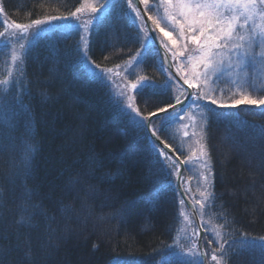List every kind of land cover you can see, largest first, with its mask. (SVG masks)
I'll use <instances>...</instances> for the list:
<instances>
[{"label": "trees", "instance_id": "16d2710c", "mask_svg": "<svg viewBox=\"0 0 264 264\" xmlns=\"http://www.w3.org/2000/svg\"><path fill=\"white\" fill-rule=\"evenodd\" d=\"M84 2L0 0L10 21L30 24L50 16L66 18L41 28L31 51L22 53V63L12 64L11 49L0 50V80L8 78L11 69L16 83L8 94L22 97V104H16L7 117L14 130L0 116L4 145L0 150V249L7 250L3 264H162L161 255L168 264H184L186 256L177 253L187 254L194 242L198 245L190 238L197 225L188 204H179L183 196L176 187L177 178L158 160L144 132L132 127L120 111L116 74H111V83L101 82L81 64L85 32L69 14ZM109 2L110 11L102 7L106 0H88L99 9L93 13L99 19L90 26L88 57L104 70L125 69L130 61L136 67L129 80L145 77L163 84L170 71L161 57L149 53L140 61L137 56L138 52L143 55L145 36L151 35L144 31L146 21L138 30L129 18L126 0ZM157 2L150 0V4ZM161 26L179 43L170 25L161 21ZM156 31L159 39L170 44ZM173 62L181 64L183 57ZM130 93L145 116L163 106L162 101L173 103L170 97L180 94L176 84L163 95H153L151 90L143 98L134 90ZM257 108L240 105L239 120H217L211 114L206 124L202 120L201 143L209 153L210 191L215 197L203 209L194 203L204 191L198 171L183 169L182 184L200 221L209 225V231L224 226L228 243L223 264H264V138L252 127L264 126V116ZM161 119H152L157 129ZM29 121L38 151L32 174L25 177L21 139ZM175 124L158 134L187 159L191 152L176 142ZM195 139H191L192 148ZM166 163L172 167V162ZM25 186L32 190L30 199ZM21 216H31L34 226H25ZM169 245L174 246L172 250H167ZM203 245L209 264H215L211 260L215 240Z\"/></svg>", "mask_w": 264, "mask_h": 264}, {"label": "snow or ice", "instance_id": "6c2138e0", "mask_svg": "<svg viewBox=\"0 0 264 264\" xmlns=\"http://www.w3.org/2000/svg\"><path fill=\"white\" fill-rule=\"evenodd\" d=\"M126 4L131 10L129 18L138 30L145 20L142 13L147 14V19L151 21L148 28L144 30L145 32L151 31V35L145 36L142 45L143 55L140 52L137 53L140 61H143L149 53H154L159 55L162 61H167L169 67L173 66V61H176L178 57H183L184 62L183 64H175V72L179 76H174L169 72V79L163 84L158 85L145 77H138L136 83H130L131 89L142 98L148 90H151L153 95H163L176 84L180 94L170 97L174 103L162 101L163 106L156 107L155 111H150L145 116L135 104V95L120 92L117 98L119 109L127 117L129 124L143 131L146 139L156 148L158 160L162 159L165 162V167L169 168V174L177 178L179 183L176 187L180 192L185 191L180 188V184L183 183L180 165L190 168L193 166V159L199 162L202 171L198 175L204 185V191L201 192L202 199L196 200L194 203L203 209L210 198L215 199L214 193L210 191L212 182L209 179L211 173L209 153L206 144L201 143L203 133L192 132V136L196 138V147L190 146L191 155L182 160L172 144L159 137L158 131H167L168 126L172 123H182L183 116L190 107L206 109V111L201 112L205 124L209 114L217 120L230 118L239 120V106L242 104L257 105L258 114L264 116V107H259L264 106V96L257 99L252 97L249 92V89L256 92L264 91V0H158L157 3L153 4H150V0H137L136 4L133 3V0H126ZM137 4H142L143 8L137 7ZM102 7L110 11L113 5L109 0H106V4ZM150 8L156 11L158 15H152L149 11ZM85 11L97 13L99 9L85 0L76 8L75 12L69 15L78 19V14ZM0 16H2L0 26L3 28L0 31V50L11 49L13 65L18 60H21L22 63V53L30 52L33 41L39 37L42 29L30 33L29 30L33 26L44 25L52 20L66 19L65 17L50 16L44 20H32L30 24L18 23L16 20H9L2 4H0ZM96 19L98 20L99 17ZM161 21L170 25L173 31L177 33L179 43L176 37L171 36L165 27L161 26ZM80 27L85 33H88L90 22H85ZM156 30L167 37L170 44L162 38L157 42ZM81 39L83 40L81 64L86 66V71L93 78L101 82L108 81L111 83V70L101 69L100 65L95 64L88 57V41L83 37ZM13 40H23L26 43H21L19 49H16ZM169 53H171V59H169ZM127 66L130 67L131 65ZM17 71L23 75L21 69H17ZM7 76L8 78L0 80V86H3V91L0 92V116H3L5 123L14 130L15 126L9 123L7 117L10 116L16 104H22V97L19 93L9 96L8 93L15 88L16 81L11 69H9ZM222 84L231 87H221ZM185 85H187L186 88ZM152 118H162L160 129L153 125ZM189 121L195 128V117L189 116ZM183 126L188 127L187 124ZM252 127L257 135L264 138V126L252 125ZM184 136H189L188 131L184 132ZM8 138L12 139L10 133ZM34 139L35 136L29 121L25 136L21 139V164L25 177L31 176L34 154L38 151V146L33 142ZM3 148L4 145L0 141V150ZM168 161L172 162V167L166 163ZM169 183L172 182L169 181ZM25 194L30 199L32 190L25 186ZM184 203V198H180L179 204L184 205ZM32 207H36V205H32ZM24 211L27 212V206H25ZM202 215L203 213H201ZM21 220L24 221L25 226H34L31 223V216L27 218L21 216ZM223 227V225L215 226L209 231V225L201 219L199 229L193 232L190 237L201 244L207 243L209 245L215 240L217 248L213 249L211 255V260L215 264H223V257L227 255L224 248L228 241L223 238L225 235L222 231ZM201 231L204 233L203 237L200 235ZM208 236H211L212 239H207ZM242 244L248 245L250 242L243 241ZM173 247V245H169L167 250H172ZM157 254L160 255V253ZM177 254L186 256L184 264H206L208 256V253L199 248L195 242L192 248L188 249L187 254ZM6 255L7 250L0 249V264H3ZM27 255L31 256L30 249ZM161 261L162 264H168L163 255H161Z\"/></svg>", "mask_w": 264, "mask_h": 264}, {"label": "rangeland", "instance_id": "374dc122", "mask_svg": "<svg viewBox=\"0 0 264 264\" xmlns=\"http://www.w3.org/2000/svg\"><path fill=\"white\" fill-rule=\"evenodd\" d=\"M62 17H65V16H62ZM95 18H96V16L93 15V13H91L90 11H85L83 13H79L78 14V19L73 18V17H71L70 19L72 21H74L76 24H79V25H83L85 22H90V26H91V24H92V22H93V20ZM53 21L54 20H52L50 22H47L44 25L33 26L29 31H30V33L35 32V31H37V29H41L44 26L50 25V23H52ZM89 32H90V30H89ZM89 32L85 33V38L84 39L87 40V41H88V37H89V34H90ZM21 43H25V41H23V40H15V42H13L15 48H17ZM257 51H259V49H257ZM129 64L131 65L130 67L127 66V67H125V69H122V70H120L118 68L117 69H110V70H111L112 76L114 74H116V80H117L116 81V86H117L116 88H117V90L118 91L120 90V92H121V89H122V92H127V94L130 95L131 94L130 92L132 91V89L130 87V83H136V80H134V81L133 80H129L128 77L130 76V74L132 72H134L133 68H134V66L136 67V65H133L132 63H130V61H129V63H127V65H129ZM181 64H183V63H181ZM186 71H187V69H186ZM227 86L231 87L230 85H223V84L221 85V87H227ZM249 92L251 93L252 97L257 98V99H259L260 97L264 96V92H256V91H252L251 89H249ZM225 95H227V93H225ZM200 112H202L201 109L198 110L196 107H190V108L187 109L186 114L183 116V122L182 123L181 122H176L175 127H174V132H175L176 136H174V137L176 138V142L177 143H179V141H181L182 143H184V145L186 147H190L191 146V139L193 138L192 132L195 131L197 133H201V128L200 127L203 125L202 124L203 118H202ZM189 116L195 117V124H196L195 128L192 127V123L189 121ZM184 124H187L188 127L185 128L183 126ZM185 131H188L189 136H187V137L184 136V132ZM190 171L193 172V173H195L196 171H198V173L200 171H202L198 161H196L193 164V166L190 167ZM209 179H210V174H209ZM185 186L188 188V186L186 184H185ZM184 190H185V188H184Z\"/></svg>", "mask_w": 264, "mask_h": 264}, {"label": "water", "instance_id": "95a60500", "mask_svg": "<svg viewBox=\"0 0 264 264\" xmlns=\"http://www.w3.org/2000/svg\"><path fill=\"white\" fill-rule=\"evenodd\" d=\"M133 1L135 2V4L137 3V0H133ZM137 7H140V8L142 9V8H143V5H142V4H137ZM142 15L145 16V20H146L147 26H149V25L151 24V21L147 19V14L142 13ZM150 33H151V31H150ZM157 37H158V36H157ZM157 42H159V37H158ZM168 56H169V59H171V57H170L169 54H168ZM164 63H165V65L167 66V68H168V69L174 74V76H179V74L175 72V65H174V63H173V66H172V67H169L167 61H164ZM181 82H182V78H181ZM185 87H187V85H185ZM182 101H183V99H182ZM185 102H186V101H185ZM169 152H170V150H169ZM170 153H171V152H170ZM182 169H183V165L180 166V171H181V172H182ZM178 183H179V182H178ZM180 188L183 189V187H182L181 184H180ZM181 193H182L183 197L185 198V200L187 201V203L189 204L190 209L192 210L193 216H194V218H195V220H196V222H197L198 228H199V225H200V219H199V215H198V212H197V210H196L194 204H193V203L191 202V200L187 197L185 191H184V192H181ZM200 235L202 236V231L200 232ZM199 244H200V248H201L202 250H204V249H203V245H202L200 242H199ZM206 264H208V260L206 261Z\"/></svg>", "mask_w": 264, "mask_h": 264}, {"label": "bare ground", "instance_id": "6f19581e", "mask_svg": "<svg viewBox=\"0 0 264 264\" xmlns=\"http://www.w3.org/2000/svg\"><path fill=\"white\" fill-rule=\"evenodd\" d=\"M181 175L182 176H185L186 174H184L183 173V170H182V172H181ZM178 183V182H177ZM182 185V187H183V184H181ZM183 189H184V187H183ZM181 193V192H180ZM181 195H182V193H181ZM197 210V209H196ZM190 212L192 213V210L190 209ZM193 214V213H192ZM203 235H204V233L202 232V237H203Z\"/></svg>", "mask_w": 264, "mask_h": 264}]
</instances>
